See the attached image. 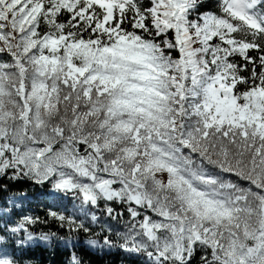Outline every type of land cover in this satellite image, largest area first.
<instances>
[{"label": "snow or ice", "instance_id": "snow-or-ice-1", "mask_svg": "<svg viewBox=\"0 0 264 264\" xmlns=\"http://www.w3.org/2000/svg\"><path fill=\"white\" fill-rule=\"evenodd\" d=\"M37 250L264 264V0H0V264Z\"/></svg>", "mask_w": 264, "mask_h": 264}, {"label": "trees", "instance_id": "trees-1", "mask_svg": "<svg viewBox=\"0 0 264 264\" xmlns=\"http://www.w3.org/2000/svg\"><path fill=\"white\" fill-rule=\"evenodd\" d=\"M40 198L44 199L45 197L41 196ZM41 207L43 206L41 205ZM34 255V264H61V261L64 259L63 256H53L48 252H42L39 250H37ZM85 259L89 262V264H124L123 259L115 254L103 258L98 256H86Z\"/></svg>", "mask_w": 264, "mask_h": 264}]
</instances>
